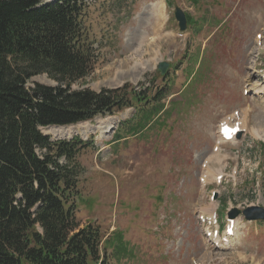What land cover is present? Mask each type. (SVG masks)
<instances>
[{
    "label": "rangeland",
    "instance_id": "obj_1",
    "mask_svg": "<svg viewBox=\"0 0 264 264\" xmlns=\"http://www.w3.org/2000/svg\"><path fill=\"white\" fill-rule=\"evenodd\" d=\"M78 1L95 57L90 75L71 88L126 85L143 96L165 89L161 103L171 111L142 135L129 128L138 104L41 130L51 141L79 137L88 145L77 158L79 229L95 225L103 240L120 233L133 256L120 264H264V221L237 217L235 236L222 247L203 236L198 220L214 209L220 219L230 209H264V89L252 74L264 64V52L254 59L264 47L256 39L264 0ZM175 7L193 22L182 33ZM162 62L169 64L163 78ZM35 83L56 85L38 75L26 86ZM223 121L242 122L237 139L221 143ZM104 263L115 264L106 256Z\"/></svg>",
    "mask_w": 264,
    "mask_h": 264
},
{
    "label": "trees",
    "instance_id": "obj_2",
    "mask_svg": "<svg viewBox=\"0 0 264 264\" xmlns=\"http://www.w3.org/2000/svg\"><path fill=\"white\" fill-rule=\"evenodd\" d=\"M94 57L82 1L0 0V264H101L105 256L120 264L133 257L120 233L103 240L97 226L79 229L76 222V201L84 203L77 158L88 145L79 137L51 141L41 131L135 104L132 134L169 118L165 89L145 96L126 85L72 89L90 75ZM38 75L56 85L27 88Z\"/></svg>",
    "mask_w": 264,
    "mask_h": 264
},
{
    "label": "water",
    "instance_id": "obj_3",
    "mask_svg": "<svg viewBox=\"0 0 264 264\" xmlns=\"http://www.w3.org/2000/svg\"><path fill=\"white\" fill-rule=\"evenodd\" d=\"M174 17L178 23L179 31L183 32L186 29V16L182 10L179 8H174ZM169 64L166 62L159 63L157 66V72L160 76L164 77L168 71ZM242 214L244 218L248 221H264V209L260 207H250L245 209L244 211H239L238 209H232L228 213V218L233 219Z\"/></svg>",
    "mask_w": 264,
    "mask_h": 264
},
{
    "label": "bare ground",
    "instance_id": "obj_4",
    "mask_svg": "<svg viewBox=\"0 0 264 264\" xmlns=\"http://www.w3.org/2000/svg\"><path fill=\"white\" fill-rule=\"evenodd\" d=\"M53 129H56L55 127H52ZM67 128V127H66ZM60 129H64V128H61L60 127ZM59 130V129H58ZM221 139H222V137H221ZM223 140V139H222ZM215 152V151H214ZM207 168V167H206ZM209 168V167H208ZM204 176V175H203ZM207 176V175H206ZM206 178V177H205ZM207 178H208V176H207ZM234 235V234H233Z\"/></svg>",
    "mask_w": 264,
    "mask_h": 264
}]
</instances>
